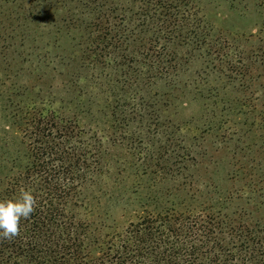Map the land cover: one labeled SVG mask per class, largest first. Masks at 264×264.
I'll use <instances>...</instances> for the list:
<instances>
[{"label":"rangeland","instance_id":"obj_1","mask_svg":"<svg viewBox=\"0 0 264 264\" xmlns=\"http://www.w3.org/2000/svg\"><path fill=\"white\" fill-rule=\"evenodd\" d=\"M106 1L118 10L100 16L124 21L99 47L94 0H0V183L32 161L33 118L53 115L77 126L76 145L101 144L79 212L103 236L147 214L263 227L264 0H186L209 33L201 48L155 45L140 25L155 2ZM163 59L175 69L151 78Z\"/></svg>","mask_w":264,"mask_h":264},{"label":"trees","instance_id":"obj_2","mask_svg":"<svg viewBox=\"0 0 264 264\" xmlns=\"http://www.w3.org/2000/svg\"><path fill=\"white\" fill-rule=\"evenodd\" d=\"M150 1L159 7L160 17L157 8H152L153 16L143 18L140 25L157 32L155 45L161 39H182L200 48L206 45L202 33H209L186 0ZM107 4L94 0L99 14L94 28L103 35L94 39L99 47L116 31V20L124 21V16L112 21L100 16L118 10L114 2V8L106 9ZM66 19L77 23L73 16ZM161 62L151 78H167L170 69H175L170 65L173 61ZM62 121L53 115L38 121L33 118L32 161L23 169L16 160L8 163L11 169L0 183V199L13 198L22 188H29L38 207L28 220L21 221L15 239L0 240V264H264V226L221 217V213L147 214L111 236H103L98 226L92 229V222L79 212L85 206L80 190L95 183L101 173V144L94 136V148L86 151L73 141L77 126Z\"/></svg>","mask_w":264,"mask_h":264},{"label":"clouds","instance_id":"obj_3","mask_svg":"<svg viewBox=\"0 0 264 264\" xmlns=\"http://www.w3.org/2000/svg\"><path fill=\"white\" fill-rule=\"evenodd\" d=\"M38 207V199L29 188H22L10 199H0V240H13L21 231V221L28 220Z\"/></svg>","mask_w":264,"mask_h":264}]
</instances>
